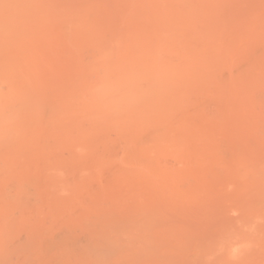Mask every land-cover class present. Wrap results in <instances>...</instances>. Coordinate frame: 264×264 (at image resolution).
<instances>
[{
    "label": "bare ground",
    "instance_id": "bare-ground-1",
    "mask_svg": "<svg viewBox=\"0 0 264 264\" xmlns=\"http://www.w3.org/2000/svg\"><path fill=\"white\" fill-rule=\"evenodd\" d=\"M58 1L0 0V264H264V163L232 146L264 106V0H157L162 17L129 14L72 73L71 35L102 7ZM207 167L230 179L232 216L194 244L205 227L170 225L168 204L200 198Z\"/></svg>",
    "mask_w": 264,
    "mask_h": 264
},
{
    "label": "rangeland",
    "instance_id": "rangeland-1",
    "mask_svg": "<svg viewBox=\"0 0 264 264\" xmlns=\"http://www.w3.org/2000/svg\"><path fill=\"white\" fill-rule=\"evenodd\" d=\"M60 1V0H59ZM59 1H58V3H59ZM61 1H65V0H61ZM70 3H69V2ZM68 1H66V2H64V4L61 6L62 8H64V10L65 9H67L66 7H68V9H70L69 8V6H71L75 1H79V0H68ZM99 1V3H100V5H101V7L102 8H100V10L98 9H95L94 11H93V16L91 17V20L90 21H93V22H90V27H89V30H86V31H82V35H80L81 34V32H77L78 34H73V35H71V43L70 44H72V45H70V49H71V51H73V50H77V48H78V50H79V52H74V58H76V59H71L70 61H68V69H69V72L70 73H72L71 71H74V72H76L79 68H80V66L79 65H81V63L84 61L83 59H85V58H83V57H85V55H88L89 54V52L91 51L92 52V50H93V48H94V43H95V41L97 40V39H101V40H103V39H105V40H103V41H107L108 39V42H110L111 40L110 39H114V38H118V37H120L121 35H123V33L122 32H125L127 29L124 27L125 26V24L129 21V23L130 22H132V17H128L127 18V16H130L129 14H131V13H134V14H136V15H139V16H141L144 20H148V21H151V20H156V19H158V18H160V17H162L159 13H158V11L159 12H162L161 14H165L164 13V10H161V9H159V8H157V5H152V4H158V2H157V0H105V2L103 1V0H98ZM102 1V2H101ZM131 1H133V2H131ZM199 0H195L194 1V3H196L197 4V2H198ZM200 1H201V3H200ZM199 1V5L201 4V5H204L203 4V2L204 3H207L208 1L207 0H200ZM207 1V2H206ZM231 1H234V0H231ZM237 0H235L234 2H235V4H234V6H232L233 8L236 6V8L237 7H241L242 5H246V0H244V1H242V0H239L238 2H236ZM240 1H242V2H240ZM69 3L68 4V6H66L65 5V3ZM210 2H211V0H209V2H208V4H210ZM57 2H55V5L53 6L54 8H55V6H56V4H58ZM60 3H62V2H60ZM78 2H76V4H77ZM134 3H135V9H133V8H131V6L132 7H134ZM138 3V4H137ZM142 3H143V5H142ZM229 3H231L230 1H229ZM243 3V4H242ZM248 3H250V1L248 2ZM259 2H257V4H258ZM75 3L72 5V7L71 8H73V6H75L76 5ZM110 4V5H109ZM125 4V5H124ZM222 4H225V1H223V3ZM222 4H220V5H222ZM226 4H228V1H227V3ZM232 4V3H231ZM242 4V5H241ZM255 4V3H254ZM252 5V4H249L250 6L252 5V7H254L255 5ZM130 5V6H129ZM233 5V4H232ZM241 5V6H240ZM64 6V7H63ZM126 6V8L125 9H123L124 7ZM149 6H151V7H149ZM155 6V7H154ZM249 6V7H250ZM57 7H59V4H58V6ZM121 7V8H120ZM149 9H147V8ZM156 8V9H154V8ZM223 7V6H222ZM229 7L231 8V5H229ZM243 7V6H242ZM252 7H250V9L252 8ZM150 8H153L154 10H155V13H154V11L153 10H151ZM221 8V7H220ZM239 8H237L236 10H239ZM56 9H61L60 7L59 8H56ZM105 9H110V10H108V12L105 10ZM117 9H119V10H117ZM128 9H131V10H128ZM250 9H245L244 11H247V10H250ZM101 10H103V11H101ZM147 12H146V11ZM222 10V9H221ZM225 10V9H224ZM226 10H228V9H226ZM234 10V9H233ZM232 9L229 11V12H231V11H233ZM243 10V8H241V11ZM99 11H101L100 13H98ZM241 11H239V17H241V15H245V14H247L246 16H248V19L247 20H249V17H250V15H252L253 17H254V15H253V11L252 10H250V12H248L247 11V13H245V14H240V12ZM104 12H105V14H104ZM109 12H115V16L112 14V13H110V14H108L107 15V13H109ZM128 12V13H127ZM135 12H137V13H135ZM139 12V13H138ZM141 12V13H140ZM145 12V13H144ZM149 12H151L150 14H149ZM233 12H237V11H233ZM252 13V14H251ZM98 14V15H97ZM123 14H124V16H123ZM157 14V16H154V15H156ZM235 14V13H234ZM238 15H234V16H236V17H238ZM111 16V17H110ZM94 17V18H93ZM116 17H118V19L116 18ZM125 17V18H124ZM156 17V18H155ZM235 17V18H236ZM243 17V16H242ZM113 18V19H112ZM155 18V19H154ZM247 18V17H246ZM252 17H250V19H251ZM99 19V20H98ZM117 19V20H116ZM119 19L121 20V19H124V20H122L121 22H123V21H126L127 20V22H123V23H121L120 21H119ZM112 20H114V21H112ZM116 20V21H115ZM241 20V19H240ZM242 20H243V18H242ZM104 23H103V22ZM96 22V23H95ZM99 22V23H98ZM118 22V23H117ZM105 24H107V25H105ZM111 24V25H110ZM128 24V23H127ZM93 25V26H92ZM101 25H103V26H101ZM106 26H109V27H106ZM95 27V28H94ZM111 27H113V28H111ZM124 29H123V28ZM126 27H127V25H126ZM99 28V29H98ZM115 28V29H114ZM126 29V30H125ZM93 30V31H92ZM96 30H98L97 32H96ZM120 30H122V31H120ZM124 30V31H123ZM116 31H119V32H116ZM94 34V35H92V34ZM96 33V34H95ZM102 33L104 34V35H102ZM121 33V34H120ZM110 34H112V35H110ZM120 34V36H118ZM75 35V36H74ZM85 35H87L86 37H85ZM107 35V36H106ZM110 35V36H109ZM116 36H118V37H116ZM77 37H80V38H78L79 40H77L76 38ZM82 37V38H81ZM100 37V38H99ZM75 38V39H74ZM75 40V41H77L76 42V44H75V41H73V40ZM85 39H90V40H86L85 41ZM81 40V41H80ZM86 42V43H85ZM85 43V44H84ZM89 43V44H88ZM91 43H93V44H91ZM82 44H84V45H82ZM78 45V46H77ZM92 45H93V47H92ZM77 47V48H76ZM80 47V48H79ZM90 47V51H88L87 49ZM72 48H74V49H72ZM92 49V50H91ZM85 50V51H84ZM82 52H84V53H82ZM82 53V54H81ZM84 54V56H82ZM76 56V57H75ZM80 56V57H79ZM82 58V59H81ZM78 59H80V62H79V60ZM77 61V62H76ZM82 61V62H81ZM71 63H72V65H71ZM78 63H80V64H78ZM69 66H70V68H69ZM71 66L74 68V69H71ZM74 76H76V77H74ZM79 78H78V77ZM83 79V77H81V76H79L78 74H73L71 77H70V79L68 80V82H70V83H68V82H65V84H63L64 85V87L66 86V85H73V86H76V85H79V84H81L82 82H83V80H81V79ZM79 79V80H78ZM62 80V79H61ZM63 81H65V80H62V83H64ZM60 82V81H59ZM79 82H81V83H79ZM63 87V86H62ZM261 90H264V89H261ZM52 92V91H51ZM262 93L264 92V91H261ZM261 93V94H262ZM244 97H246V101L244 100V99H242L241 100V103L243 104V105H245L246 103L248 104V105H246L244 108H245V110H242V111H246V110H253V109H260V111L259 112H257V110L255 111V113H253L252 111L251 112H249L250 114H248L247 112H243V113H247L249 116H247L246 114H242V116H244V117H246L247 119H249L250 118V121H248L249 123H247L246 121V123L247 124H249V129H247V130H243V131H241L242 133H244V134H242L241 132H239L240 130L238 129L239 128V125H237L236 126V124H233L232 122V124L231 125H228V126H235V127H232L233 129L234 128H236L237 130H239V131H237V134H241V137H240V135H237L238 137L237 138H233V139H235V140H232V143L233 144H235V143H237L238 145H232L233 146V148H237L238 149V151L239 152H242V151H240V150H243V152L242 153H240V155L241 154H243V153H247V155H248V157H244V158H246L245 160H243V158H241V156L239 157V159L241 160V161H244V162H253V163H256V162H259V163H264L263 161H264V106H262V105H264L263 103H264V100L262 99V98H264V94L261 96L262 98H261V101L263 100V102L261 103L262 105V107H258L257 105H260V104H256L257 102L256 101H253V102H255V103H253L252 102V97H248L247 95H244ZM248 97V98H247ZM248 99H251V100H248ZM258 99V98H257ZM257 99H253V100H257ZM252 103V104H256V105H252V107H250V108H246V107H249L251 104L249 103ZM260 103V102H259ZM242 105V106H243ZM262 108V109H261ZM229 111H234V109H230ZM239 111V109H237V111L236 112H238ZM235 112V113H236ZM239 112H241V111H239ZM233 112H231V114H232ZM228 114H230V113H228ZM237 115V114H236ZM246 115V116H245ZM237 116H239V114L237 115ZM232 117V116H231ZM231 117H229V118H231ZM234 117V116H233ZM236 118V117H235ZM237 120H239V119H237ZM240 120H241V118H240ZM230 122V121H229ZM239 122V121H238ZM240 123V122H239ZM228 124V122L225 124V125H227ZM243 126V125H242ZM244 126H246V125H244ZM225 127V126H224ZM226 128V127H225ZM230 129H231V127H229ZM241 128V127H240ZM246 128H248V127H246ZM228 130V129H227ZM236 131V130H235ZM234 130L232 131H229V132H235ZM232 135H235L234 133H231ZM233 137V136H232ZM244 137H245V139H244ZM243 139V140H241V139ZM237 140H240V141H237ZM234 141V142H233ZM247 144V145H246ZM236 146V147H235ZM239 148H238V147ZM241 146V147H240ZM243 147V148H242ZM241 148V149H240ZM237 151V150H236ZM235 151V152H236ZM238 154V153H237ZM239 155V154H238ZM251 159V160H250ZM249 160V161H248ZM209 168H211V167H209ZM208 167L207 168H205V172L207 173H205V175H211V176H209L210 177V179H204V178H206L205 176L203 177L202 176V178H201V182L204 184V186H205V189H204V187L203 188H201V190L202 189H204V191L202 190V191H200L201 192V195H199V197L200 198H196L195 200H194V202L192 203V202H190L189 200H186L187 198L186 197H179V198H177V200L176 201H174L173 202V205L172 206H170V204H168V208H169V212H171L172 214H170L169 215V217H168V219H167V221H169V224L170 225H176V224H180V223H183L182 225H184L185 223V225L184 226H182V227H188V225H189V227H190V229L188 230V231H190V230H193V229H198L199 227L201 228V225L203 224V226L202 227H205V230H204V228L203 229H200V230H198L200 233H202L203 231H206V232H203L204 233V235L206 234V235H208V236H203V237H200V235H203V234H197L198 233V231H196V230H194V231H196L197 233L196 234H193V236H190L191 235V233L190 232H188L187 231V229H185L186 230V232H188V233H190V235L189 234H187L186 236L187 237H189V239L188 240H193L192 242L194 243V244H198V243H200V242H198V241H200V239H198V238H201V239H204V237H210L211 239H208V238H206V239H208L209 241H213V240H215V239H217L218 238V234H219V231H220V227H221V225H220V222H221V220L224 218V217H227L228 215L229 216H232L231 214H228L227 215V212H226V210L228 211V209L229 208H227L226 210H224L226 207H228V205H229V202H227V200H224V199H226L227 198V195H224V192H231L232 194H234V188L231 186V185H229V180L230 179H228V178H225V177H219V176H217V175H213L212 176V174H214V173H217V170L215 169V171H212L211 169H209ZM204 170V169H203ZM214 170V169H213ZM195 171H197V170H195ZM194 171V172H195ZM199 171H201L202 172V170H200L199 169ZM196 174H199L198 172H195ZM215 176V177H214ZM260 179H262V181L261 180H259L260 182V184H262L263 186H264V175H263V177H261ZM135 183V182H134ZM134 183H132L133 184V186H128L129 187V189L128 190H130L129 192H132V191H134V190H136L135 188V186H138L137 184H134ZM212 183H215L214 185H212ZM128 184H131V183H128ZM218 184H219V186L220 185H222V186H220V187H218ZM126 187H127V185H125ZM209 187H211V188H209ZM222 187H224V188H222ZM131 189H133V190H131ZM222 189V190H221ZM125 190V189H124ZM206 190V191H205ZM223 190H225V191H223ZM222 191H223V193H222ZM126 192H128V191H126ZM200 192H199V194H200ZM203 193H205V195L203 194ZM227 193V194H228ZM219 194V195H218ZM221 194H222V196H221ZM206 195H208V196H206ZM212 196V197H211ZM220 197V198H217V197ZM232 197V196H231ZM234 197V196H233ZM232 197V198H233ZM206 198V199H205ZM229 198V197H228ZM232 198H230L229 200L231 201V200H233ZM170 198L168 197V199H167V202L169 203V201H171V199L169 200ZM218 199V200H217ZM220 199H221V201H220ZM181 200H183V201H181ZM197 200V201H196ZM198 200H200V201H198ZM202 200H204V201H209V202H207V203H204V201H203V203L201 202ZM215 200V201H214ZM228 200V201H229ZM186 201H188L187 203H186ZM264 198H263V200H262V203L264 204ZM234 202V204H235V202L236 201H233ZM233 202L231 201V205H233ZM183 203H185V205L183 204ZM172 204V203H171ZM202 204V205H201ZM206 204H207V206L209 207H207L206 206ZM263 204H261V208H262V210H263V213H264V205ZM184 207H183V206ZM191 205V206H190ZM230 205V206H231ZM170 206V207H169ZM173 206H175V208H173ZM207 208H205V207ZM215 208V210H212V208ZM224 208V209H223ZM212 210L211 212H210V210ZM217 209V210H216ZM219 209H221V210H219ZM233 209H231V211H232ZM172 211H174V212H172ZM186 213L184 216L185 217H188L187 219L188 220H186V219H184V221H183V219L182 220H176V218L175 217H177V216H179V215H183V213L184 212ZM217 211V212H216ZM231 211H229V212H231ZM179 213V214H177V213ZM201 212V213H200ZM220 212H222L221 214H223V215H221V216H224V217H219L220 215H217V214H220ZM233 213V212H232ZM175 216V217H174ZM214 216L217 218H214ZM173 217V218H172ZM177 218H179V217H177ZM181 218H183V217H181ZM191 218H193L192 220H191ZM195 219V220H194ZM207 219V220H206ZM175 220L177 221V222H179V223H175L174 224V222H175ZM197 220V221H196ZM205 223H207V224H205ZM209 223H212V224H209ZM191 224L193 225V226H195V227H193V226H191ZM208 225V226H207ZM215 225H217V226H215ZM196 226H198V227H196ZM192 228V229H191ZM207 228H211V230L210 229H207ZM214 229V230H213ZM213 230V231H212ZM208 232H210L209 234H208ZM193 233H195V232H193ZM195 235H199V237L198 236H195ZM197 237V238H196ZM186 238V237H185ZM191 238V239H190ZM194 238V239H193ZM198 240H196V239ZM206 239H204V240H206ZM187 240V241H188ZM196 240V241H195ZM208 240H206V244H207V241ZM192 242H190V243H192ZM204 241L200 244V246H198V247H203L204 246ZM203 244V245H202ZM202 245V246H201ZM192 247H194V245H191ZM191 247V248H192Z\"/></svg>",
    "mask_w": 264,
    "mask_h": 264
}]
</instances>
